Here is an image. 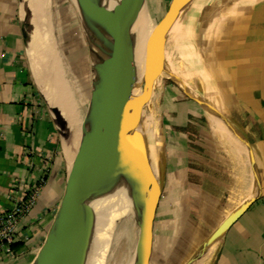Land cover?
<instances>
[{
	"label": "crops",
	"instance_id": "obj_1",
	"mask_svg": "<svg viewBox=\"0 0 264 264\" xmlns=\"http://www.w3.org/2000/svg\"><path fill=\"white\" fill-rule=\"evenodd\" d=\"M168 1L146 0L152 20ZM19 10V0H0V213L32 188L40 193L0 264H32L69 169L24 59ZM164 54L143 112L161 183L151 264H186L258 191L257 176L259 197L191 264H264V0H189Z\"/></svg>",
	"mask_w": 264,
	"mask_h": 264
},
{
	"label": "water",
	"instance_id": "obj_2",
	"mask_svg": "<svg viewBox=\"0 0 264 264\" xmlns=\"http://www.w3.org/2000/svg\"><path fill=\"white\" fill-rule=\"evenodd\" d=\"M75 1L84 28L87 24L100 25L104 34H98L100 52L97 60H93L95 79L86 119L88 126L85 122L57 212L32 264H86L95 221L90 202L111 190L122 178L130 187L137 229L130 264H151L161 183L143 131V112L151 103L154 90L146 85L149 79L160 78L167 32L189 0H170L164 14L153 25L144 47L140 93L135 92L139 75L134 46L146 0H118L111 8L97 4V0ZM89 42L93 53L90 39ZM246 144L252 157L253 151ZM256 180L258 191L222 220L186 264L200 257L256 201L260 195L258 176Z\"/></svg>",
	"mask_w": 264,
	"mask_h": 264
},
{
	"label": "rangeland",
	"instance_id": "obj_3",
	"mask_svg": "<svg viewBox=\"0 0 264 264\" xmlns=\"http://www.w3.org/2000/svg\"><path fill=\"white\" fill-rule=\"evenodd\" d=\"M169 1L162 13L153 20L150 17L149 11L145 9L144 22L145 24L147 22L150 24V29L164 14L169 5ZM30 2L31 0H19V14L24 27V59L28 65L29 73L32 77V84L38 93L42 108L52 124L55 142L59 145L60 153L66 159L68 165H70L78 145L75 147L71 146L69 153L67 140L70 138V130L64 117V113L61 111L59 105L49 100L50 98L47 97L46 93L49 94V96L50 93L47 92L44 85L41 84L40 77L42 74H40V72L42 73L44 71L46 61L45 54L42 52L41 47L36 43V39L38 40L36 34L40 33L41 35L46 29L56 44H54V48L61 62L63 78L72 92L71 95L77 104L78 112H80L81 132H83L84 123L87 119L91 89L95 79L90 42L84 29L81 12L75 0H46L48 16H46L47 18L45 17V22H47L43 23V25L47 28L41 25L42 27L40 26V29H36L37 27H35V22L32 19V8L31 5L29 6ZM158 85L159 84H157L156 87H158ZM150 104L146 107H149ZM122 179L114 184L110 193L111 196L116 192ZM130 210L132 211L131 206H129V211ZM126 214L122 213L118 217V224L115 227L111 243H108L109 253L107 252L106 254V264L128 262L133 256L137 238V229L135 219L132 217L130 220H126ZM201 247L202 244L198 251ZM197 252H195L194 255H196Z\"/></svg>",
	"mask_w": 264,
	"mask_h": 264
},
{
	"label": "bare ground",
	"instance_id": "obj_4",
	"mask_svg": "<svg viewBox=\"0 0 264 264\" xmlns=\"http://www.w3.org/2000/svg\"><path fill=\"white\" fill-rule=\"evenodd\" d=\"M117 1L118 0H97V4L111 8ZM30 5L32 8L31 15L33 21L35 22V27H37L36 29H40V26L43 25V23L47 22H45V19L47 18L46 16H48L46 0H31L29 6ZM145 9L141 12L135 32V62L137 64L139 75V82L137 83L135 89L136 93L141 81H143L144 78V47L147 37L152 29H150V24L148 22L146 24L144 22ZM84 29L93 45V60H97V55H99L100 52L98 47V34H104V29L102 28V26L96 24H87L85 25ZM36 36H38V40L36 39V43L41 47L42 52L45 54L44 56L46 61V67L44 71L42 73L40 72V74H42V76L40 77V81L41 84L44 85L46 91L50 93V96L46 93L47 97L50 98L49 100L59 105L61 111L64 113V117L70 130V138L69 140H67L70 153L71 146H77L82 135V132L80 130V112H78L77 104L75 103L71 95L72 92L69 89L67 82L63 78L61 62L54 48L56 44L52 40L51 35L48 34L47 30L45 29L44 33H41V35L40 33H37ZM161 73L162 71L160 72V74ZM85 126L87 128L88 122L85 123ZM129 190V184L125 181V179H122L113 196H111L110 194L112 191L111 189L90 202L95 210V221L92 227L87 249L86 264H106V254L107 252L109 253L108 243H111L115 227L118 224L117 220L119 215L122 213H127L125 218L126 220H130L134 216V205ZM129 206H131L133 212L131 210L129 211ZM130 261L120 262L119 264H130Z\"/></svg>",
	"mask_w": 264,
	"mask_h": 264
},
{
	"label": "built area",
	"instance_id": "obj_5",
	"mask_svg": "<svg viewBox=\"0 0 264 264\" xmlns=\"http://www.w3.org/2000/svg\"><path fill=\"white\" fill-rule=\"evenodd\" d=\"M39 193V187L32 188L10 210L0 213V254H13L12 244L18 234L20 218L34 205Z\"/></svg>",
	"mask_w": 264,
	"mask_h": 264
}]
</instances>
